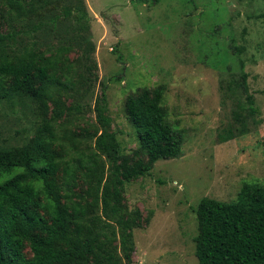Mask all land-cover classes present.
<instances>
[{
	"label": "trees",
	"instance_id": "obj_1",
	"mask_svg": "<svg viewBox=\"0 0 264 264\" xmlns=\"http://www.w3.org/2000/svg\"><path fill=\"white\" fill-rule=\"evenodd\" d=\"M68 1L50 22L76 17L65 29L73 37L42 49L33 38L41 20L32 28L10 27L41 17L45 2L0 0V103L27 101L35 118L33 134L20 145L6 144L0 131V264H131L132 231L142 221L138 210L124 204V184L150 172L158 160L181 154L184 137L169 120L164 85L125 98L124 115L138 143L129 154L111 130L104 87L93 102L95 121L84 120L76 90L80 79L85 83L83 73L65 55L72 41L83 39L89 18L83 0ZM246 79L241 73L223 91L236 107V126L224 130L223 142L257 123ZM195 216L198 264H264V185L243 183L232 202L202 198Z\"/></svg>",
	"mask_w": 264,
	"mask_h": 264
},
{
	"label": "rangeland",
	"instance_id": "obj_2",
	"mask_svg": "<svg viewBox=\"0 0 264 264\" xmlns=\"http://www.w3.org/2000/svg\"><path fill=\"white\" fill-rule=\"evenodd\" d=\"M43 1L41 17L10 28H32L41 20L33 38L46 49L73 37L65 29L76 17L53 25L51 16L70 1ZM157 1L83 0L88 30L65 56L83 73L85 83L80 79L76 90L84 120L95 121L93 102L104 87L111 130L125 154L138 146L124 115L125 98L142 87L165 86L164 106L184 141L178 158L158 160L150 172L124 184V204L138 210L142 221L132 231L131 264H198L200 200L232 202L243 183L264 185V0ZM2 29L8 31L5 23ZM243 72L257 123L246 135L223 142L224 130L236 126L234 101L224 92ZM239 101L244 103V96ZM34 121L29 102L0 103L6 144L23 143L33 134Z\"/></svg>",
	"mask_w": 264,
	"mask_h": 264
}]
</instances>
